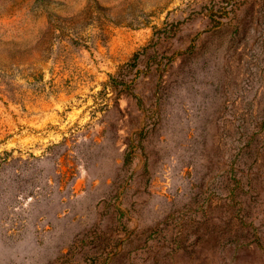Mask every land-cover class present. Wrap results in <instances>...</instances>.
I'll return each mask as SVG.
<instances>
[{"label": "rangeland", "instance_id": "rangeland-1", "mask_svg": "<svg viewBox=\"0 0 264 264\" xmlns=\"http://www.w3.org/2000/svg\"><path fill=\"white\" fill-rule=\"evenodd\" d=\"M0 264H264V0H0Z\"/></svg>", "mask_w": 264, "mask_h": 264}]
</instances>
